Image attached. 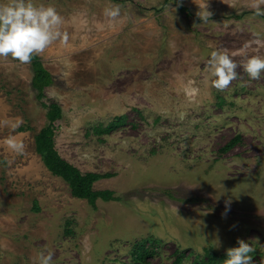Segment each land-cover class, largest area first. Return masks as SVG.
Wrapping results in <instances>:
<instances>
[{"label": "rangeland", "instance_id": "obj_1", "mask_svg": "<svg viewBox=\"0 0 264 264\" xmlns=\"http://www.w3.org/2000/svg\"><path fill=\"white\" fill-rule=\"evenodd\" d=\"M31 2L54 7L69 36L36 54L54 79L45 101L62 109L55 148L83 173L109 174L93 188L118 200L94 208L46 168L31 64L0 57V264L49 253L52 264H175L176 251L191 264L238 240L264 264V72L252 79L243 68L264 57L254 0H179L190 16L173 0ZM116 5L120 16H106ZM214 51L238 65L224 90L213 87ZM115 116L123 124L96 133ZM148 237L158 240L153 255L133 262L131 248Z\"/></svg>", "mask_w": 264, "mask_h": 264}, {"label": "clouds", "instance_id": "obj_2", "mask_svg": "<svg viewBox=\"0 0 264 264\" xmlns=\"http://www.w3.org/2000/svg\"><path fill=\"white\" fill-rule=\"evenodd\" d=\"M251 7L257 15H264V0H254ZM105 15L116 19L120 16V6L106 9ZM63 22L62 16L54 7L36 6L31 0H12L11 3L0 6V57L11 56L28 64L33 55L43 53L54 42L66 45L69 36L61 30ZM208 67L215 77L213 87L218 90L226 89L237 77L238 65L227 52H212ZM243 68L252 79H258L264 72V57H249ZM6 144L13 153L22 154L24 151L25 146L21 140L9 138ZM253 251L247 241L238 240L237 246L227 249L225 264H251L250 254ZM38 261L39 264H52V256L50 253L40 254Z\"/></svg>", "mask_w": 264, "mask_h": 264}, {"label": "trees", "instance_id": "obj_3", "mask_svg": "<svg viewBox=\"0 0 264 264\" xmlns=\"http://www.w3.org/2000/svg\"><path fill=\"white\" fill-rule=\"evenodd\" d=\"M179 11L190 16L188 7L182 5L179 0H173ZM248 12L234 15L235 18H241ZM31 68L33 72L31 85L36 91V99L46 109V124L35 136V150L42 159L46 168L54 175L61 177L69 186L71 195L75 198L84 199L88 204L95 208L97 200L112 201L118 200L113 190L93 188L94 183L109 174H100L96 172H81L77 167L61 157L55 148V129L56 124L62 119V109L57 102L45 101V89L54 83L53 76L44 67L41 58L33 55L31 59ZM124 122L123 116H115L106 126H99L95 129L98 134H109ZM238 139L235 138L233 142ZM233 142H230L232 144ZM158 240L151 237L137 242L131 248L132 260L136 263H145L146 259L153 255ZM204 258L194 259L191 264H225L226 253L217 254L206 251ZM175 264H181L186 255L181 251H176Z\"/></svg>", "mask_w": 264, "mask_h": 264}]
</instances>
